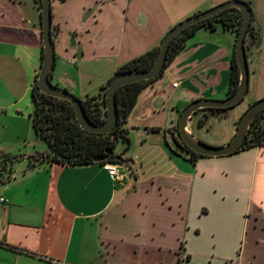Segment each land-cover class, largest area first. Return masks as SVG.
<instances>
[{"label":"crops","instance_id":"crops-1","mask_svg":"<svg viewBox=\"0 0 264 264\" xmlns=\"http://www.w3.org/2000/svg\"><path fill=\"white\" fill-rule=\"evenodd\" d=\"M225 1L51 0V81L83 99L173 25ZM244 1L259 31L255 101L264 97V0ZM235 38L199 28L139 93L124 125L129 156L118 154L130 171L115 181L98 162L30 158L49 153L31 117L40 6L0 0V264H264V143L193 161L171 148L188 103L227 96ZM246 106L212 113L223 121L203 141L226 144Z\"/></svg>","mask_w":264,"mask_h":264},{"label":"trees","instance_id":"trees-1","mask_svg":"<svg viewBox=\"0 0 264 264\" xmlns=\"http://www.w3.org/2000/svg\"><path fill=\"white\" fill-rule=\"evenodd\" d=\"M38 3L40 6L39 0ZM240 23V11L237 8L230 7L184 29L171 41L166 55L165 67L175 58V56H177V54H179V52L185 47L186 41L193 36L199 28L204 27L209 30H215L217 26H220L223 29L233 31L236 34L239 30ZM248 34L250 38H246L245 44L248 41L249 46H251L259 37V31L254 29L253 14H251ZM158 45L120 65L112 77L124 71L146 69L154 59L158 50ZM51 76L52 71L50 72V79ZM109 80L102 85L97 92L86 95L81 99L82 108L86 118L95 124H101L105 120V93ZM153 80L154 79H148L127 83L117 89L115 95L118 114L117 123L113 130L108 133H95L82 129L75 117L71 103L65 99L56 98L41 92L35 81L30 91L33 104V111L31 113L32 124L35 133L47 143L49 153H35L30 158L40 162L47 161L86 164L94 162L95 157L105 155V152L110 149L113 151L111 155H114L115 144L120 139L126 144L125 148H127L128 139L126 137L124 125L136 103L139 93ZM237 84L238 67L233 49L230 57V76L227 96L235 91ZM228 108L230 107L206 108L202 110H207L212 114L224 111ZM203 121V119H200L199 125H202ZM175 134L176 139L181 142L180 137L178 136L177 126L175 127ZM263 143L264 109L258 113L252 121L247 137L238 150ZM180 148L185 151V154L183 155H187L192 161L199 157H203V155L189 150L185 145L180 146ZM16 157L17 156H11L9 159L11 160ZM106 160L112 159L108 158ZM104 161L98 163L101 164Z\"/></svg>","mask_w":264,"mask_h":264},{"label":"water","instance_id":"water-1","mask_svg":"<svg viewBox=\"0 0 264 264\" xmlns=\"http://www.w3.org/2000/svg\"><path fill=\"white\" fill-rule=\"evenodd\" d=\"M39 2L43 56L39 72L36 77V84L41 92L69 101L73 106L78 124L84 130L95 133H108L112 131L118 118L115 97L117 89L127 83L155 79L159 77L165 67L168 47L171 41L178 34H180L184 29L230 7L237 8L241 13V23L239 30L236 33L234 42V57L238 67L237 87L232 94L226 96L224 99L199 98L188 103L182 109L177 121L178 136L180 137L181 142L173 136L171 148L180 155L185 154V151L180 148L182 145H185L189 150L203 156H224L232 154L240 149L247 137L252 121L257 114L264 109V97L249 105V107L241 115L233 137L224 145H208L195 138L188 128V122L190 121L191 116L197 111L206 108L232 107L238 104L248 91L249 68L245 40L248 35L252 9L249 3L244 0H228L184 18L173 25L162 37L159 42L156 55L146 69L124 71L112 77L106 87L105 120L101 124H95L86 118L80 98L51 82L50 72L52 71L55 62L54 41L51 33V0H39ZM253 46L258 47V42H255ZM112 152L113 151L111 149L107 150L105 155L95 157L94 162L104 161L108 158L123 161L120 155H111Z\"/></svg>","mask_w":264,"mask_h":264},{"label":"rangeland","instance_id":"rangeland-1","mask_svg":"<svg viewBox=\"0 0 264 264\" xmlns=\"http://www.w3.org/2000/svg\"><path fill=\"white\" fill-rule=\"evenodd\" d=\"M24 1V0H23ZM247 39L250 38L249 34L246 37ZM247 44L249 46V43L247 41ZM246 55H247V62H248V68H249V89L246 93V95L243 97V99L236 104L235 106L231 107L234 108L238 105H246L245 110L249 107V105H251L253 102L257 101L258 99H256L255 101H252L251 98L253 96V92H254V88H255V75H254V70L257 67V64L259 63L260 60V54L257 48L253 47V46H249L246 48ZM52 82V81H51ZM260 99V98H259ZM230 108L224 110V112L228 111ZM206 112H198V119L196 121L195 127H193V132H191L193 134V136L199 140H201L202 142L206 143L205 139H207V135H209V132H212V130L214 128H219L222 124V119L219 118H215V116H212L210 114V112H208L207 110H204ZM223 112V111H221ZM220 112V113H221ZM201 113V114H200ZM197 115V113H195L193 115V118ZM192 118V119H193ZM196 118V117H195ZM203 119V124L199 125V120ZM193 123V121H191ZM192 125V124H191ZM197 127V128H196ZM189 128V126H188ZM199 129V130H198ZM190 130V129H189ZM203 138V139H202ZM43 143V145L47 146L46 143L43 140H39ZM208 144V143H206ZM214 144V143H212ZM211 145V144H209ZM125 147L126 144L120 139L117 141V143L115 144V148H114V153L115 154H121L123 155L124 158H128V153H124L125 152Z\"/></svg>","mask_w":264,"mask_h":264},{"label":"built area","instance_id":"built-area-1","mask_svg":"<svg viewBox=\"0 0 264 264\" xmlns=\"http://www.w3.org/2000/svg\"><path fill=\"white\" fill-rule=\"evenodd\" d=\"M176 85V83H174ZM101 167L107 171L108 175L115 181H121L124 178L126 171H130L127 163L118 160H106L101 163ZM5 202V199L0 195V205Z\"/></svg>","mask_w":264,"mask_h":264},{"label":"flooded vegetation","instance_id":"flooded-vegetation-1","mask_svg":"<svg viewBox=\"0 0 264 264\" xmlns=\"http://www.w3.org/2000/svg\"><path fill=\"white\" fill-rule=\"evenodd\" d=\"M245 46H246V48L249 47L247 43L245 44ZM182 146H183V145H182ZM181 150H182V149H181Z\"/></svg>","mask_w":264,"mask_h":264}]
</instances>
